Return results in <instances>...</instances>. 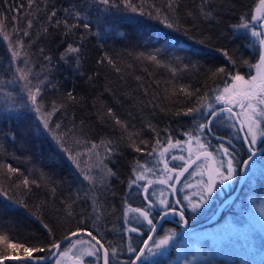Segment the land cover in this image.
<instances>
[{
	"label": "snow or ice",
	"instance_id": "obj_1",
	"mask_svg": "<svg viewBox=\"0 0 264 264\" xmlns=\"http://www.w3.org/2000/svg\"><path fill=\"white\" fill-rule=\"evenodd\" d=\"M144 3H147V0H140L139 3L134 0H75L67 6L58 7L56 0H27V14L23 16L25 24L23 27L14 28L16 39L9 45L10 62L8 67L0 72V118L22 120L28 114H32L37 131L47 133L51 137L59 150L75 165L82 180L75 187L69 182V195L63 202V208L55 213L56 226L65 230L59 239L53 224L45 222L41 216H37L36 219L43 229L42 234L27 240H19L14 235L12 225L0 223V264L11 261L16 264H67L69 259L72 264H164V258L177 232L169 229L164 235H158L157 225L171 216L174 219L178 217L176 221L178 224L187 226L189 223L186 219L187 210L190 209L193 213L200 211L213 198L218 186L233 181L234 176L238 174L248 175L254 168L256 156L264 154V149L259 147L260 144H264V0H259L250 18L247 14H241L238 22L228 26L230 34L250 35L253 38L247 46L258 57L256 63H251L249 59L235 51L230 53L228 50L217 49L222 51L232 70L226 71L225 67H219L212 75L224 74L230 78L229 81L223 88L196 94L195 106L186 107L175 113L178 116L192 118L193 127L185 131L187 140L184 143L189 146L194 143L202 149L196 160L203 156L210 161L200 173L201 179L197 182V190L185 193L183 199L170 200L164 195L163 190L156 197L155 191L149 192L152 180H148L146 184L140 183L146 179L145 171L150 170L145 169L137 161L125 182L121 226L113 225L111 229L119 233V239L113 242L105 238L100 231L101 221L109 210L115 215V205L110 203L109 197L115 196L112 180L119 179L120 175L118 168L110 165L113 160L118 163L122 140L102 138L97 143L89 139L83 130L85 121L81 119L77 122L75 114L68 110L69 103L76 105L84 98L78 99L73 90H68L46 101L45 92L49 89L53 92L59 91L58 83L55 82V72L61 65H67L76 74L83 75L81 61L85 55L83 51L85 34L96 37L105 34L104 26L113 24L110 14L114 10L130 11L141 16L148 15L168 29L181 30L182 9L185 8L183 0H166L163 8L151 4L149 6L151 10L148 12H145ZM5 4L8 5L6 10L0 7V29L3 28V17L8 12H14L12 19L19 23L20 14L25 9L22 0L20 2L0 0V6ZM223 7L214 3V0H198L195 9H187L183 15L192 21V26L195 27L198 22H216L219 15L217 8ZM30 16L33 18H29ZM38 19L42 20V31L34 39L33 28ZM93 20L96 22L95 25ZM50 30L58 34L60 44L64 46L56 55L51 49L37 46L39 41L50 37ZM187 31L188 29L184 28L185 34ZM3 38L9 40L7 34ZM140 56L156 65L163 63L159 49L147 55L140 53ZM97 62L115 65L107 54ZM242 65L256 69V74H249L246 78L239 71ZM164 66L169 67L173 75L189 70L188 65L181 67L179 62H176L175 67ZM98 75L99 73H93L88 79L92 80ZM105 91L111 92V89L106 87ZM181 91L186 96L194 95L184 88H181ZM147 95L145 91L144 96ZM149 104L155 107L152 100H148L144 106ZM58 113L61 114V118L54 119ZM104 116L112 117L115 125L123 132L128 131L129 124L117 117L111 107L106 108ZM65 120L68 124L64 123ZM220 125L225 128L222 133L218 127ZM148 128L156 131L151 124H148ZM165 132L167 146L161 149L159 153L161 157L170 148L181 144L180 140L173 142L167 130ZM77 133L79 138L74 140L75 147H71L69 139ZM209 136L217 141L211 151L208 150ZM6 138L15 143L17 133L10 131ZM140 143L146 144L145 141ZM160 144L161 140L157 138L156 145ZM128 147L135 152L143 151L131 139ZM155 151L154 148L153 152ZM189 152L191 153V147ZM241 153L246 158L242 157ZM172 159L184 160L185 157L173 156ZM196 160L189 157L188 163L177 175L169 174L165 178L162 174L156 183L166 185L174 195L177 192L175 184L179 183L180 177ZM35 171L39 173L38 179L30 178L31 172L25 175L20 168L0 161V173H3L6 179L22 177L20 183L14 185L16 188L23 186L24 189L31 191L33 186L40 188L48 185L54 194L55 182L43 171L39 169ZM163 171L173 173L176 169L169 168L167 161H164ZM191 187L190 184L185 185V188ZM0 195L7 196L15 204L27 207L25 201L10 196L3 187H0ZM135 195H142L144 203L141 207H132L129 203ZM77 208L80 209L79 213L76 211ZM73 220L75 226L72 224ZM145 224L147 233L144 231ZM82 234H86L89 239L87 241L81 239ZM65 244L67 247H63ZM206 264H211V260Z\"/></svg>",
	"mask_w": 264,
	"mask_h": 264
},
{
	"label": "trees",
	"instance_id": "obj_2",
	"mask_svg": "<svg viewBox=\"0 0 264 264\" xmlns=\"http://www.w3.org/2000/svg\"><path fill=\"white\" fill-rule=\"evenodd\" d=\"M22 2L25 9L20 14L19 23L12 19L14 12H8L3 17V28L0 29V72L6 69L10 62L9 45L16 39L14 28L23 27L25 24L23 16L27 14V0H22ZM56 2L58 7H64L74 3L75 0H56ZM134 2L139 3L140 0H134ZM165 3L166 0H147L143 7L145 12H148L151 10L149 7L151 4L163 8ZM183 3L185 8L182 9L180 31L168 29L160 21L148 15L141 16L139 13L114 10L110 14L113 24L104 26L105 34L100 37L85 34L86 41L83 49L85 55L81 61L83 75L76 74L67 65H61L55 72V82L58 83L59 91L53 92L49 89L45 92L46 101L68 90H73L78 99L84 98L76 105L69 103L68 110L75 114L77 122L81 119L85 121L83 130L89 139L97 143L102 138L122 140L118 163L113 160L110 165L118 168L120 173L119 179L112 180L115 196L109 197L110 203L115 205L116 212L112 215L109 210L100 226V231L109 241L115 242L119 239V233L111 229L113 225L120 227L125 182L129 179L136 162L138 161L139 164L144 162L145 158L158 146L156 145L157 138L161 140V143L167 142L165 130L171 135L173 142L183 140L185 131L193 127L192 118L178 116L175 113L186 107L195 106L196 94L207 92L210 89L223 88L229 81L230 78L225 77L224 74L212 75V72L219 67H225L226 71L232 70L222 51L217 49L228 50L230 53L235 51L253 64L258 59L247 46L253 38L250 35L230 34L228 26L238 22L241 14H247L250 18L259 0H214L217 5L224 6L217 8L219 13L217 21L198 22L195 27L183 13H186L187 9H195L198 0H183ZM0 7L6 10L8 5ZM35 11L34 9V15ZM93 23L95 25V20ZM41 24L42 20L39 19L34 24V39L42 31ZM184 28L188 29L187 34ZM50 32V37L39 41L37 46L51 49L56 55L64 46L60 44L58 34L54 30ZM5 34L9 36V40L3 38ZM157 49L160 50V59L163 62L161 65H156L140 56V53L147 55ZM105 54L115 62L114 66L106 62L104 64L97 62ZM176 62H179L181 67L188 65L189 70L173 75L170 68L164 66L175 67ZM239 71L246 78L249 74H253V68L247 65H242ZM93 73H99V75L89 80L88 77L93 76ZM106 87L111 89V92H106ZM181 88L193 92L194 95L186 96ZM145 91L148 93L147 97L144 96ZM148 100H152L155 107L150 104L144 106ZM108 107L114 110L117 117L129 124L127 132H123L119 126L115 125L112 117L104 116ZM98 117H103V119ZM60 118L61 114L58 113L54 119ZM64 123L68 124V121L65 120ZM148 124H151L156 131L149 129ZM218 127L221 133L225 131L222 125ZM10 131L17 133L15 143L6 138V134ZM21 133L23 135H20ZM77 138H79L78 133L69 139L71 147H75L74 140ZM130 139L143 151L135 152L128 147ZM207 139L212 143L216 142L211 136ZM141 141H145L146 144H141ZM237 146H239V141H237ZM101 154H103L102 151ZM241 155L246 158L243 153ZM0 161L20 168L25 175L31 172L30 178L38 179L39 173L35 170L39 169L56 185L54 194L51 192V186L48 185L40 188L33 186L31 191H28L23 186L20 188L14 186L20 183L22 177L16 176L8 180L3 173H0V187L6 189L10 196L27 203V207L18 205L9 200L7 196L0 195V223L12 225L14 235L19 240H27L32 236L42 234L43 229L39 220L36 219L37 216H41L45 222L53 224L59 239L65 230L56 226L55 213L63 208V202L69 195V182L75 187L82 180L75 165L68 160L66 154L59 150L47 133L37 131L32 114H28L22 120L0 118ZM261 161L264 163V156ZM82 166H84L83 163ZM258 181L260 182L257 183V192L262 198L264 178L257 179ZM76 211L79 213L80 209L77 208ZM222 220L223 216L215 225L222 223ZM234 220L233 224L241 225L240 220L238 222ZM205 221L207 220H201L194 226ZM191 222L189 221L190 224ZM72 224L75 226V220ZM169 227L176 231L182 229L173 225ZM256 236L255 241L258 239V242L256 241L258 247L261 252H264V239L259 234ZM81 239L88 240L86 237H81ZM223 259H218L216 262L211 260V264H238V262H225ZM164 264L167 262L164 261Z\"/></svg>",
	"mask_w": 264,
	"mask_h": 264
},
{
	"label": "rangeland",
	"instance_id": "obj_3",
	"mask_svg": "<svg viewBox=\"0 0 264 264\" xmlns=\"http://www.w3.org/2000/svg\"><path fill=\"white\" fill-rule=\"evenodd\" d=\"M255 74L256 69L253 68L252 75ZM186 140L187 137L184 135L181 144L175 148H170L163 157L159 153L162 148L167 146V142L161 143L155 147L156 151H152L141 164L145 169L150 171H145L146 179L140 181V183L146 184L148 180H152L153 184L149 186V192L155 191L156 197L163 190L164 195L170 200L183 199L185 193L197 190V182L201 179L200 173L210 161L203 156L199 160H196V156L199 155L202 149L194 143L189 146L184 143ZM208 141L210 140L208 139ZM216 143L217 141L214 143L210 141L208 150L211 151L212 146H215ZM262 146L263 144L259 145L260 148ZM190 147L191 153L189 152ZM173 156H184L185 159L173 160ZM263 156L264 154L256 156L254 168L249 171L237 195H234V193L240 185L242 178V175L239 174L234 176L233 181L228 182L226 185L218 186L213 193V198L200 211L193 213L189 209L186 212V219L192 221L191 224L188 223V227L193 228L195 227V223L213 217L223 202L227 200L222 208V223L216 225L214 223L199 229L186 230L183 225L176 222L178 217L174 219L170 216L166 221L162 222L157 229L158 235H164L167 230L171 229L169 225L178 227V229L182 228L178 231L175 230L177 235L173 238L168 254L164 258L167 264H203L208 260L216 262L221 258H224L225 262H238V264H264V252H261L258 247V239H256L257 242L255 241V237L257 238L256 234L261 235L262 239H264V195L260 198L257 192V183L260 182H257V179L262 180L264 178V163L261 161ZM189 157L191 160H196V162L180 177L179 183L175 184L177 192L174 195L171 194L166 185L156 183L162 174L165 178L169 174L172 176L177 175L181 168L188 163ZM164 161H167L169 168H175L176 172L164 173ZM170 183L172 182L170 181ZM188 184L192 185V187L185 188V185ZM182 188L184 190L180 191ZM129 203L132 207H141L144 203L142 195L133 196L129 200ZM231 215L233 216L232 218ZM234 219L236 222L240 220L241 225L237 226L233 224ZM165 222L168 224L165 225ZM172 222L177 223V225ZM144 231L147 233L146 224ZM64 247H67V244ZM194 257L196 258L194 259ZM67 264H72L71 259L67 261Z\"/></svg>",
	"mask_w": 264,
	"mask_h": 264
},
{
	"label": "water",
	"instance_id": "obj_4",
	"mask_svg": "<svg viewBox=\"0 0 264 264\" xmlns=\"http://www.w3.org/2000/svg\"><path fill=\"white\" fill-rule=\"evenodd\" d=\"M261 148L264 149V144H263V146H262ZM246 176H247V175H242V178H241V181H240V185L238 186V188H237L236 192L234 193V195H237V194L239 193V191H240V189H241V187H242V183H243L244 179L246 178ZM226 202H227V200L223 202L222 206L219 208V210L217 211V213H216L213 217H211L210 219H208L207 221H205V222H203V223H201V224H198V225H196V226L193 227V228L188 227V225H187V226H183V227H184L186 230H192V229H199V228H202V227H205V226L212 225V224L216 223V222L218 221V219L220 218L221 214H222V208H223V206H224V204H225ZM168 218H169V217H168ZM162 222H163V221H161V222L157 225V229L160 227V225L162 224ZM82 236L88 238V237L86 236V234H82ZM73 238H75V237H73ZM88 239H89V238H88ZM8 263H15V262H14V261H11V262H7V264H8Z\"/></svg>",
	"mask_w": 264,
	"mask_h": 264
},
{
	"label": "flooded vegetation",
	"instance_id": "obj_5",
	"mask_svg": "<svg viewBox=\"0 0 264 264\" xmlns=\"http://www.w3.org/2000/svg\"><path fill=\"white\" fill-rule=\"evenodd\" d=\"M222 201V200H221ZM223 214V213H222ZM165 223H167V222H165ZM172 223H174V222H172ZM174 224H176L177 225V223H174Z\"/></svg>",
	"mask_w": 264,
	"mask_h": 264
}]
</instances>
